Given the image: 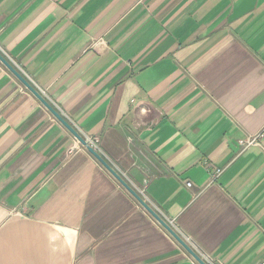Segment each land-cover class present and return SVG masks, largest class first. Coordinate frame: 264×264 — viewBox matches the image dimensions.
I'll return each instance as SVG.
<instances>
[{
	"label": "crops",
	"instance_id": "0c3cea01",
	"mask_svg": "<svg viewBox=\"0 0 264 264\" xmlns=\"http://www.w3.org/2000/svg\"><path fill=\"white\" fill-rule=\"evenodd\" d=\"M0 53L207 264L264 258V0H0ZM0 264H199L1 61Z\"/></svg>",
	"mask_w": 264,
	"mask_h": 264
},
{
	"label": "water",
	"instance_id": "95a60500",
	"mask_svg": "<svg viewBox=\"0 0 264 264\" xmlns=\"http://www.w3.org/2000/svg\"><path fill=\"white\" fill-rule=\"evenodd\" d=\"M0 61L45 105V107L84 145L87 150L125 187L134 198L166 229L173 237L196 259L199 264H207L206 261L193 250L180 235L132 188L128 182L98 153L89 146L85 138L64 118L40 92L0 53Z\"/></svg>",
	"mask_w": 264,
	"mask_h": 264
},
{
	"label": "built area",
	"instance_id": "2783aa9c",
	"mask_svg": "<svg viewBox=\"0 0 264 264\" xmlns=\"http://www.w3.org/2000/svg\"><path fill=\"white\" fill-rule=\"evenodd\" d=\"M85 140L89 146H91L93 149H95L99 153L100 147H99L96 139L91 138V137H87V139H85ZM221 171L222 170L219 168L212 170L211 171L212 178H216L220 174ZM187 185L190 186L191 183L187 182ZM170 223L173 224V220H170ZM257 264H264V258L262 260H260Z\"/></svg>",
	"mask_w": 264,
	"mask_h": 264
}]
</instances>
